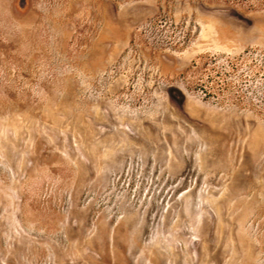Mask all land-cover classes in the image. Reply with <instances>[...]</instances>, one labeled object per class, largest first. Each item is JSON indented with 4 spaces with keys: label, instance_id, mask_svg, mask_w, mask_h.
<instances>
[{
    "label": "rangeland",
    "instance_id": "rangeland-1",
    "mask_svg": "<svg viewBox=\"0 0 264 264\" xmlns=\"http://www.w3.org/2000/svg\"><path fill=\"white\" fill-rule=\"evenodd\" d=\"M0 264H264V0H0Z\"/></svg>",
    "mask_w": 264,
    "mask_h": 264
}]
</instances>
